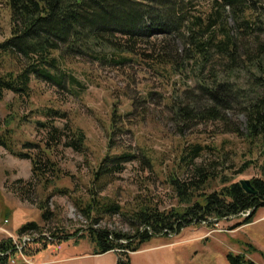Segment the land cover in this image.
Here are the masks:
<instances>
[{"label":"trees","instance_id":"1","mask_svg":"<svg viewBox=\"0 0 264 264\" xmlns=\"http://www.w3.org/2000/svg\"><path fill=\"white\" fill-rule=\"evenodd\" d=\"M7 5L11 37L0 44V102L8 93L29 100L34 81L61 89L80 85L66 68L73 61L106 63L117 68L138 65L167 80L179 79L176 84H180V94L170 101L179 127L217 125L222 134L244 139L250 146L264 150V0H8ZM117 111L111 121L113 136L125 130L123 116ZM231 112L244 115L246 133L229 118ZM55 115L61 116L60 112L51 116ZM52 125L41 123L51 131L52 142L58 144L60 136ZM70 130L74 136L70 145L77 152L85 151L83 131L74 127ZM111 139L109 149L113 150L117 146H112ZM0 146L9 152L4 133L0 135ZM206 149L200 144L188 149L181 160V171L169 178L179 203L176 208L160 209L151 200L143 199L128 211L117 204H107L97 211L99 199L95 198L80 207L88 218L94 211L101 217L123 213L140 226L136 236L127 238L124 245L119 240L126 236L117 235V240L97 232L102 244L98 254L119 252L129 258L125 264H130L127 252L141 251L150 238L173 236L198 224L210 227V219L221 221L255 210L254 216L263 208V178L251 181L256 195L247 194L240 183L226 181L222 189L207 192L208 185L220 177L221 164L217 160L198 163L205 158ZM117 152L120 154L107 155L100 165L95 174L97 183L111 180L109 177L137 159L132 151ZM17 157L31 160L39 185L49 186V175L55 177L59 171L43 149L37 159ZM142 158L151 166L147 157ZM261 169L264 175V164ZM30 189L20 188V194L24 196ZM42 209L47 211L44 218L48 221L50 212L46 207ZM40 229L35 224L23 227L18 234L20 244ZM41 234L25 242V255L34 257L47 249V243L32 247L34 241L70 239L56 233ZM18 253L19 244L14 240L1 242L0 264H10ZM231 264L255 263L240 256L232 257Z\"/></svg>","mask_w":264,"mask_h":264},{"label":"rangeland","instance_id":"2","mask_svg":"<svg viewBox=\"0 0 264 264\" xmlns=\"http://www.w3.org/2000/svg\"><path fill=\"white\" fill-rule=\"evenodd\" d=\"M7 4L8 0H0V44L11 37ZM66 68L80 85L61 89L34 81L29 100L8 93L0 102V135H7L9 145V152L0 146V243L12 239L22 246L18 234L29 224L41 227L46 235L70 236L68 240L34 241L32 247L47 243V249L34 257L19 251L10 264H125L129 258L119 252L98 254L102 250L98 233L105 232L114 239L126 236L119 240L124 245L127 238L136 236L140 226L123 213L101 217L94 211L88 218L80 207L94 198L99 199L97 211L107 204L128 211L143 199L160 209L178 207L169 178L181 171L182 157L194 145L208 148L198 163L217 160L221 164L220 177L208 185L209 194L222 189L225 181L264 179L263 149L222 134L217 125L190 129L177 125L170 109L171 99L180 94L177 77L167 80L138 65L117 68L85 60L73 61ZM115 110L125 124V130L117 136L111 129ZM57 112L61 116H51ZM229 118L246 133L244 115L231 112ZM46 122L58 130V144L52 142L51 131L41 126ZM70 127L83 131L85 151L77 152L70 145L74 139ZM111 138L112 146H117L113 150L109 149ZM42 149L59 170L55 177L49 175V186L35 180L30 159L17 157L37 159ZM120 149L132 151L137 159L109 177L111 180L97 183L95 174L104 159L120 154ZM142 156L151 161V166L143 163ZM29 187L22 196L20 188ZM42 207L50 212L48 221ZM254 211L221 221L210 219V227L198 224L173 236L150 238L141 251L127 252L130 264H231L232 257L240 256L264 264V207L252 216ZM41 231L32 232L25 240H36L42 236ZM78 231L82 232L74 237Z\"/></svg>","mask_w":264,"mask_h":264},{"label":"water","instance_id":"3","mask_svg":"<svg viewBox=\"0 0 264 264\" xmlns=\"http://www.w3.org/2000/svg\"><path fill=\"white\" fill-rule=\"evenodd\" d=\"M240 185L242 186L243 190L249 194V195H256L257 194V191L256 189L254 188L253 184L251 181H242L240 183Z\"/></svg>","mask_w":264,"mask_h":264},{"label":"built area","instance_id":"4","mask_svg":"<svg viewBox=\"0 0 264 264\" xmlns=\"http://www.w3.org/2000/svg\"><path fill=\"white\" fill-rule=\"evenodd\" d=\"M23 241H24V242H23ZM23 241H22L23 245H22V246L19 245V251H21L22 253H23V251H22V250H23V246L25 245V242H27L25 239H24ZM15 243H18V241H17V242L15 241ZM18 244H19V243H18ZM20 247H21V248H20Z\"/></svg>","mask_w":264,"mask_h":264}]
</instances>
